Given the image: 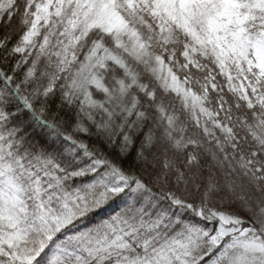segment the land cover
<instances>
[{
    "label": "snow or ice",
    "instance_id": "6c2138e0",
    "mask_svg": "<svg viewBox=\"0 0 264 264\" xmlns=\"http://www.w3.org/2000/svg\"><path fill=\"white\" fill-rule=\"evenodd\" d=\"M0 264H264V0H0Z\"/></svg>",
    "mask_w": 264,
    "mask_h": 264
}]
</instances>
